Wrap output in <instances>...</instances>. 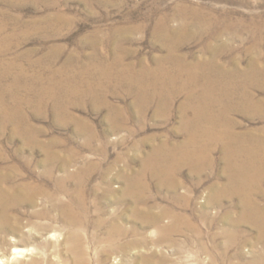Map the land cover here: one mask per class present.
I'll return each mask as SVG.
<instances>
[{
  "label": "rangeland",
  "instance_id": "374dc122",
  "mask_svg": "<svg viewBox=\"0 0 264 264\" xmlns=\"http://www.w3.org/2000/svg\"><path fill=\"white\" fill-rule=\"evenodd\" d=\"M181 13L187 62L242 71L263 53L264 0H0V264H248L264 252L240 218L244 194L264 207L252 163L264 161V84L251 88L260 111L228 115L260 139L252 160L228 161L218 141L196 161L189 97H138L132 77L168 54L154 27ZM197 15L226 28L203 34ZM174 214L190 225L172 228Z\"/></svg>",
  "mask_w": 264,
  "mask_h": 264
},
{
  "label": "bare ground",
  "instance_id": "6f19581e",
  "mask_svg": "<svg viewBox=\"0 0 264 264\" xmlns=\"http://www.w3.org/2000/svg\"><path fill=\"white\" fill-rule=\"evenodd\" d=\"M182 14L183 13H181L180 25L177 27H171V25L166 24L168 21V17L166 19L164 18L165 20L162 19L154 27L156 36L167 48L168 54L164 58H159L156 61L158 64V68L156 70H142L134 77H132L137 85L138 97L146 100L155 98L164 99L165 103L167 104L169 102L171 103L174 98L180 94H186L189 97L188 103L182 105L181 109L183 113L190 110L193 114L191 118L186 119L185 123L186 127L192 126V137L187 143L195 145V150L198 153L197 155L195 154V156H197L196 161H202V159L200 158L202 155V151L205 154V148L208 144H213L218 141L222 142L226 146L228 151V161H231L232 159L230 158H233L236 155L243 154L246 155L248 160H252L254 158V153H257L259 151V147H248H250V143L261 142L260 139L235 132L233 130V126L230 123L231 121L228 119V115L233 111H260L261 105L259 101L254 97L251 88L264 84V50L258 58L250 59L248 61V67H246V69L242 71L237 68L231 71H227L222 68V65L217 64L214 57L208 60L199 59L195 62H187L188 60L186 61L185 58L182 59V57L176 56L175 54L176 50L182 45L184 41L185 32L188 27L187 20L185 19L186 17L184 18ZM218 19L219 18L208 20L206 18H202L201 15H197L196 23L198 27L203 30V34H205L209 30V28L211 30L213 29V31H211L212 33L210 34L214 35L213 37L217 38L223 32V29L226 28L225 26L236 25L237 27V25L243 23L242 20H238V22L240 23H231V21H224L226 25L224 24L225 26L223 27L225 28H222L220 27ZM258 28L259 27H257V29ZM259 44L262 45L264 49L263 35L256 37L254 40V46L257 47L259 46ZM211 45L212 43L207 41L205 48H213ZM214 54H217V52H214ZM120 62L119 64H121ZM164 63H170V66H166V64ZM261 63H263V65H260ZM147 74L151 77L149 80L145 79V76ZM178 82V87H175L174 85H176V83ZM199 136L204 138L205 143L202 144L198 142L200 140H198ZM230 141L233 142V144H236V149L238 150H235V148L232 149V147H230ZM188 155L191 156L192 154L190 155L188 153L187 156ZM209 159H211L210 156ZM252 163L253 167L255 168V170L252 168L253 171L264 174V161H253ZM243 206L244 208L240 218L244 220L246 219L249 223L253 224L258 229L257 238L261 239L262 237H264V207L258 206L257 203H254L250 196L247 194L243 195ZM151 217L153 219L159 220L158 215ZM172 217V221L174 224L172 228L178 227L177 224L179 223H186L187 225H190V222L186 219L187 217L185 216L174 214L172 215ZM10 228L12 229V227ZM168 228L169 227L161 226L159 231L163 234H166ZM177 230H179V228ZM15 252L18 253L20 251L17 250ZM248 264H264V252L259 253L254 258L249 260Z\"/></svg>",
  "mask_w": 264,
  "mask_h": 264
}]
</instances>
